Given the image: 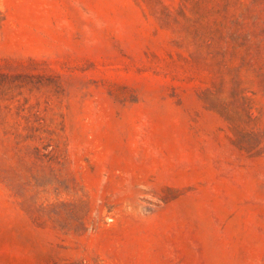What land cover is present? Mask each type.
I'll use <instances>...</instances> for the list:
<instances>
[{
	"label": "rangeland",
	"instance_id": "obj_1",
	"mask_svg": "<svg viewBox=\"0 0 264 264\" xmlns=\"http://www.w3.org/2000/svg\"><path fill=\"white\" fill-rule=\"evenodd\" d=\"M0 264H264V0H0Z\"/></svg>",
	"mask_w": 264,
	"mask_h": 264
}]
</instances>
